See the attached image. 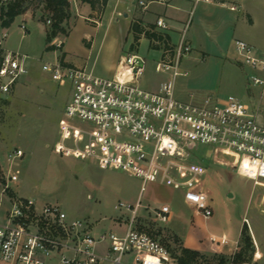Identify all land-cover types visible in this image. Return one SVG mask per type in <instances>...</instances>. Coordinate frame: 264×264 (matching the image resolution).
Wrapping results in <instances>:
<instances>
[{
  "label": "built area",
  "instance_id": "obj_1",
  "mask_svg": "<svg viewBox=\"0 0 264 264\" xmlns=\"http://www.w3.org/2000/svg\"><path fill=\"white\" fill-rule=\"evenodd\" d=\"M8 2L0 0V6ZM137 3L144 7L142 0ZM46 23L50 24L49 18ZM155 25L166 28L161 18ZM17 28L22 35L27 30L23 20ZM6 36L2 30L0 103L28 74L33 59L6 50ZM233 46L238 62L249 69L248 82L264 85V52L255 51L241 39H235ZM187 51L189 44L183 38L164 50L156 69L170 71L171 81L156 90L138 86L143 66L134 64L135 53L121 56L111 77L97 76L85 66H68L55 58L42 60L40 70L70 87L53 145L57 153L125 172L140 181V191L148 183L177 188L183 202L207 218L212 208L197 182L205 170L194 160V149L205 146L233 151L238 155L236 172L253 184L264 182V106L233 95L204 97L199 102L176 98L173 80L186 75L178 63ZM22 155L20 148H14L8 160L12 164ZM17 174L11 165L6 172L0 171V209L5 206L0 217V264H48L50 259L55 264H120L126 255L132 256L133 264H177L158 237L160 228L171 220L168 204H141L139 197L133 204L117 202L114 207L128 213L123 231L117 234L109 230L94 236L84 219L68 216L58 204L37 205L31 198L18 196L12 186ZM207 241L212 246L228 244L224 235H210ZM237 246L238 240L228 261L213 264H234Z\"/></svg>",
  "mask_w": 264,
  "mask_h": 264
},
{
  "label": "rangeland",
  "instance_id": "obj_2",
  "mask_svg": "<svg viewBox=\"0 0 264 264\" xmlns=\"http://www.w3.org/2000/svg\"><path fill=\"white\" fill-rule=\"evenodd\" d=\"M130 2L137 4V0ZM80 3L83 4L80 0H69V17L62 23L64 34L58 33L48 43L45 34L49 31L50 24L46 23L49 16L36 1L29 2L23 17H16L9 27L0 26V32H7L3 39L6 50L33 58L29 61L28 74L17 83L6 102L0 103V171L6 172L11 165L13 170H18V180L12 186L19 195L33 199L37 205L58 204L68 216L84 219L92 235L109 230L120 234L128 213L114 205L117 202L133 204L139 197L141 204L159 206L166 203L170 206L171 220L160 228L158 237L172 254L185 247L183 243L198 247L189 249L196 250L200 264H205V257L211 255L205 252L208 235L224 234L228 240L224 250H231L234 241L238 240L236 251L244 257L246 262L243 264H250L253 253L243 247L241 229L245 224V233L249 235L252 230L256 240L264 243V212L256 205L264 202V182L253 184L252 180L236 172L237 153L222 147L212 148V154L206 153L205 146L194 149V160L205 170V175L197 182L207 194L212 208L211 216L203 218L183 202L182 193L177 188L148 183L140 191V181L125 172L102 169L82 158L65 156L54 150L58 122L69 98L70 87L42 72L41 61L55 58L68 66H85L97 76L111 77L109 64L131 49L132 36L128 33L127 17L122 13L111 15L110 4L106 11L105 5L102 10L86 14ZM255 19L254 28L247 27L245 22L244 29L241 24L239 32L243 35L250 30L249 43L255 51H262L264 15L257 14ZM22 20L27 27L23 36L17 28ZM99 23L101 26L94 31ZM84 33L93 34L90 47L88 40L81 39ZM183 36V41L189 44V51L181 55L179 70H186V75L174 79L175 97L217 99L233 95L264 106V85L248 82L249 69L236 62L237 56L231 45L227 57L216 53L214 41L205 37V26H197L196 15H190ZM63 41H66L67 60ZM205 43L208 55L205 54ZM50 45L53 49L46 50ZM161 48L171 49L172 46ZM138 52L149 56L137 77L138 86L151 90L164 76L156 69L159 56L149 48L145 38L139 40ZM169 82L165 78L163 83ZM14 148H20L23 155L11 164L8 155ZM3 209L5 206L0 209V217ZM174 235L179 242L172 239ZM256 259H260L259 264H264V256ZM47 263L55 264L52 259Z\"/></svg>",
  "mask_w": 264,
  "mask_h": 264
},
{
  "label": "crops",
  "instance_id": "obj_3",
  "mask_svg": "<svg viewBox=\"0 0 264 264\" xmlns=\"http://www.w3.org/2000/svg\"><path fill=\"white\" fill-rule=\"evenodd\" d=\"M130 1L109 0L106 4L105 11L110 4L111 6L110 14L114 15L116 13H122L124 17L128 18V27L130 23L134 20L140 21V23L143 26H146L149 24L153 25L155 31L160 32L167 36V45H171L172 47L177 45L179 40L184 37L183 36L184 29L186 27V24L189 21L190 15L191 14H193L194 16L196 15L197 26L199 27L205 26V37L209 38V40L214 41V49H216V53L224 57H227L229 45L232 46V50L234 51L233 42L235 39H241L247 42L248 44H250L249 43L250 30L247 32L248 34H243V35L239 31L242 27L244 29L245 22L247 23V27L254 28L256 25L255 15L257 14L264 15V0H142L144 3L143 8L140 5H138V3L135 4ZM80 5L82 6L86 14L92 13V11L89 9L87 4L80 3ZM22 15L20 16L23 17ZM158 18L163 19V21L166 24V28L162 29L155 25V21ZM241 24L243 26L240 28ZM100 26H101V23H99L98 26L93 28V30L96 31ZM128 33L131 34L129 28H128ZM93 34L90 35V34L84 33V35L81 37V39H85L86 41L87 40L89 41V44H88L89 47L93 39ZM141 38H145V37L141 36L140 39ZM65 42L66 41H63V50L65 52V60H67L66 50L64 47ZM138 44H139V41H138ZM138 44L134 50L132 51L129 50V53H135L136 55H138L143 60V66H144L145 62L147 60L149 61V58H148L149 56L145 54H140L138 52ZM161 47L162 45L160 44L159 49H152L155 52H157L159 59L163 56L164 50H165L164 48L162 49ZM206 49L207 48H206V43H205V54L208 55L209 52ZM258 52H264V50L258 51ZM118 61L119 59L109 64L108 67L110 68L112 72L110 76L114 74ZM236 62L240 64L238 62V59ZM178 64H180V59H179ZM184 71L186 72V70ZM161 72L164 73V76H163L164 79L161 78L160 81H158L151 90L158 89V87L163 82H165V78L166 80L171 81L170 71H161ZM173 85H174V80H173ZM174 90L175 89L173 86V93H174ZM192 97L193 98H190V99L188 98L187 100H193V101L199 102L204 98V97L201 98V97H196V96H192ZM206 150H207L206 151L207 154H212V150H213L212 148H207ZM16 194L18 196H22V195H19L17 192ZM256 205L257 207H260V210L262 212H264V202L262 201L257 202ZM115 226L117 225H112V227H115ZM118 226H121V225H118ZM255 235L256 234L252 230L249 232V235H248L251 241V245L249 249H250V252L253 253V260L252 262H249L250 264H259L258 262L260 259L258 260L256 258L264 256V243L260 244V242L256 240ZM94 236H97V235H94ZM212 236H215V235H212ZM207 240H208V237L205 241V252H208V254L217 253L223 256L225 259L228 258V256L231 253V250L225 251L223 246H212ZM183 245L186 248H198V247L187 246L184 243ZM99 250H101V248H99ZM105 264H113V263L105 262ZM120 264H133L132 256L131 255L124 256Z\"/></svg>",
  "mask_w": 264,
  "mask_h": 264
},
{
  "label": "trees",
  "instance_id": "obj_4",
  "mask_svg": "<svg viewBox=\"0 0 264 264\" xmlns=\"http://www.w3.org/2000/svg\"><path fill=\"white\" fill-rule=\"evenodd\" d=\"M32 1L40 3L43 10L47 13V16H49L50 19L49 31L45 34V41L47 43L50 42V40L58 33L64 34L62 23L69 17V0H9L6 6H0V26L9 27L16 17L24 14L28 10L27 4ZM108 1L109 0H80V2L87 4L92 12L96 10H102ZM129 30L132 34L130 51L136 48L141 36L145 37L148 40V46L151 49H159L160 44L162 45V47H165V45H167V36L155 31L154 26L151 24L143 26L140 21L134 20L130 23ZM49 49H53V47L51 45L47 46L46 50ZM3 102H6V100ZM245 229L246 225L243 224V227L241 229V235H243V247L249 248L251 245V241L249 236L245 233ZM172 239L176 242H179L176 235H174ZM173 256L176 258L177 264L201 263V261H199L198 259V252L186 247H180L179 252ZM226 259L220 254L212 253L211 255L205 257V264H213L217 261L224 262L226 261ZM232 262L234 264H241L242 262L246 261L241 252H236L232 257Z\"/></svg>",
  "mask_w": 264,
  "mask_h": 264
},
{
  "label": "water",
  "instance_id": "obj_5",
  "mask_svg": "<svg viewBox=\"0 0 264 264\" xmlns=\"http://www.w3.org/2000/svg\"><path fill=\"white\" fill-rule=\"evenodd\" d=\"M134 64L136 65V67H142L143 66V62L139 56L135 57V63Z\"/></svg>",
  "mask_w": 264,
  "mask_h": 264
}]
</instances>
